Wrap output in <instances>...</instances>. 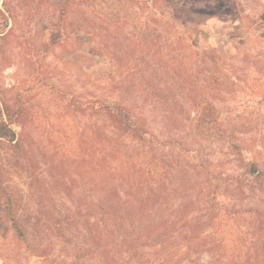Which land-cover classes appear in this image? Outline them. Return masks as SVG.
Masks as SVG:
<instances>
[{"label": "rangeland", "instance_id": "374dc122", "mask_svg": "<svg viewBox=\"0 0 264 264\" xmlns=\"http://www.w3.org/2000/svg\"><path fill=\"white\" fill-rule=\"evenodd\" d=\"M7 3L17 22H8L5 31L13 25V35L1 46L0 124L8 105L18 140L0 138V264H223L247 247L248 235L235 234L226 216L228 230L218 234L226 244L222 258L189 252L196 231H186L185 218L186 229L168 232L174 239L167 242L154 233V217L172 213L180 220V210H146L136 195L148 189L151 175L177 179L191 195L209 180L225 198L226 158L206 159L208 180L190 170V158L199 162L195 151L208 147L184 130L199 116L192 100L219 110L230 134L252 143L254 159L264 161V0H75L61 39L54 36L62 27L58 13L47 19L43 9L64 1L43 0L37 13L30 4L35 17L15 0ZM103 101L134 113L146 142L100 125ZM150 137L178 138L181 148L153 150ZM87 148L98 156L85 164ZM169 159L179 174H165ZM104 168L111 174L97 173ZM87 195L95 207H83ZM242 221V229L254 223L249 214Z\"/></svg>", "mask_w": 264, "mask_h": 264}, {"label": "trees", "instance_id": "16d2710c", "mask_svg": "<svg viewBox=\"0 0 264 264\" xmlns=\"http://www.w3.org/2000/svg\"><path fill=\"white\" fill-rule=\"evenodd\" d=\"M42 1L43 0H40L39 3L36 0H15L16 3L26 8L29 11L28 15L30 13L32 17H35V14L30 12L29 5L31 4L33 11L37 13V8H40ZM61 1H64L63 5H65L62 7L59 5L58 9L55 7L51 11L48 8V4L43 9L47 15L49 14L51 16L49 18L47 17V19L52 20V17L54 18L57 13L59 15V20L57 22H59V25H62V27L54 34V36L56 35L57 39H61L65 35V11L67 10V7H71V3L75 2V0ZM2 6L4 12L2 13L0 11V53L1 46L8 44L7 40L11 39L14 31L12 30V27L15 25L14 23L17 22L16 18L13 16L16 14L14 13V8L11 9L9 7L7 0H3ZM10 20H12L11 23L13 25L7 31H5ZM49 45L51 46L53 43L50 42ZM25 47L30 49L27 44H25ZM44 47H46V45H44ZM191 103L192 104H190V106L195 107L197 110L195 111L199 114V116L196 118V120H194V125L192 128L186 126L184 127V130L191 142H196L197 144L205 143L208 145V147H202L199 151H195L199 162L195 157L190 158V160H192H189L191 162L190 170L192 173H196V175H199V173L204 175L208 180L211 172H209L206 166V159L213 155L215 156L217 154H221L223 158H226L222 162H224L226 165H229V170L231 173L228 178L224 179L225 185L222 187L225 192V194L222 196H225V198H223L222 201L219 199V195L217 193L219 185H216V189H213L209 180L204 183L198 182V195H194V193L191 195L190 192H188L191 188L182 190V187L180 186L181 184L177 183V179L167 180V177H157L155 178L156 180L153 181V178L150 175V180L147 181L148 189L143 191L141 194L139 193L136 195V198L139 201L138 203L146 210L153 212L156 211L157 213L160 212L161 214L163 212L169 213L168 211L176 212L177 209L180 210L182 214L180 220L177 219L178 216H172V213H169V217H154L157 219L156 226L160 229L162 228L161 231H159L158 228L155 229L154 233H157L156 236L159 235L161 238L163 236H168L167 242H169V239L173 241V235L169 234L168 232H176L177 229H183L184 226H181V224L185 218V222L183 224L187 225L185 227H188V229H184H186V231L190 234L193 231H196L194 233V237H190V234H188L191 238L186 244V248H188L189 252L194 251L196 254L204 253L207 255L211 254L212 256L219 254L221 258L224 253L226 254L225 251L222 253L221 250L226 249V244L225 239L222 240L218 234H220L221 231L225 232V230H228L225 229L228 225L222 226L221 216H226L228 220H231L235 226V234L239 235V232L244 231V233L248 235L247 247H244L243 249H234V253H237L235 258H233L231 261L229 259L225 261L224 259V261L221 262H223V264H264V161L260 164L258 163L257 159H254L253 156L256 157V155H254V152H250L252 151V143H249L246 141V139L240 141L235 137L234 134H230L228 129L225 127L226 125H224L223 119L220 117L219 110L213 111L212 106L207 103V101L194 102L192 100ZM91 104L93 105V103ZM97 105L101 114L103 115L101 119H99L102 121V124L100 123V125L105 126V124H107L109 127L117 131V133L119 132L117 135L123 139H126L127 137H130L131 140L133 138H139L141 141L144 140V142H146V136H144V123H142V121L138 119L134 113L132 114L127 107H124L123 105L119 106L118 103L109 105L104 101L102 103H97ZM2 113L5 117V121H1L0 124V138L6 139L10 143L17 142V135L10 126L13 124V122L17 121V119L15 121L11 119L10 107H8V105L4 106ZM160 139H157L156 137H150L148 140L149 146L152 147L153 150H156L155 148L158 146L159 150L162 151L166 149V147L169 149L181 148V143L178 141V138L173 137L166 138L165 140ZM157 141L159 142L157 143ZM239 143L242 149L239 147L240 145L238 146ZM87 150L88 148L85 149L84 156L89 160L86 161L85 164L92 162V160L98 156L86 154ZM166 159L167 158L164 157L162 161ZM174 160L169 159L167 161L165 166L168 169L165 170V174H169L171 172L176 174L178 173L175 163L172 162ZM160 161L161 160H159V162ZM81 165L80 167H82ZM95 170H97V168ZM107 172L108 170L104 168L102 171H98L97 173L101 175L104 173V175L107 176L111 174ZM187 172L188 171H186V174ZM184 174L185 172L182 173V175ZM107 181H109V179H106V183ZM219 182L220 179L217 181V183ZM114 186H117L116 189L119 187L117 182H115ZM133 186L134 185L132 184V187ZM135 186L138 188L140 187L138 184H135ZM87 197L88 195L85 196V200H87ZM114 197L115 200L113 203L117 204L119 202L117 200L118 198L115 194ZM169 197H173V201L175 200L174 202L172 201V205H170ZM87 201L88 202L85 205L83 202L84 206H82L84 208H86V206L89 209L95 207L93 206V199ZM123 201V204L130 202L129 200ZM98 202H102V200H99ZM248 214L252 217L254 223L252 224L251 228L242 229V217L247 216ZM10 218L13 227L18 233V236H22L23 232L19 228H16L19 224V217L12 216ZM32 218L35 219L36 222H40L39 215L36 213L32 215ZM54 225H56V222H54ZM210 225L216 226V229L212 232H209L211 227ZM56 228L58 229L59 226ZM208 232L209 236H207ZM250 232L256 233L257 236H255V238L251 237ZM155 239L154 242H156ZM10 257L11 256H6V260H11L13 262L14 260Z\"/></svg>", "mask_w": 264, "mask_h": 264}]
</instances>
